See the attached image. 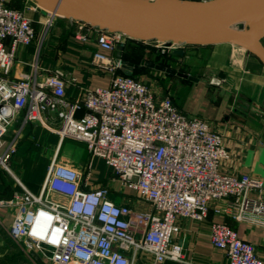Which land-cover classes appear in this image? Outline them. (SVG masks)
<instances>
[{
  "label": "built area",
  "instance_id": "1",
  "mask_svg": "<svg viewBox=\"0 0 264 264\" xmlns=\"http://www.w3.org/2000/svg\"><path fill=\"white\" fill-rule=\"evenodd\" d=\"M27 5L30 11L45 12L47 30L60 18L32 0ZM77 23L82 28L75 38H94L99 51L93 65L110 77V85L70 100L63 69L46 71L36 63L28 77L12 75L18 52L35 43L37 31L25 11L0 0V172L12 174L10 161L24 127L45 126L47 112L60 118L56 133L61 140L83 143L91 155L85 178L78 169L53 160L40 194L16 178L21 190L0 199V210L13 218L8 237L44 264H189L183 246L174 243L181 232L179 220L204 222L211 203L221 204L217 213L237 223L264 228L263 184L249 175L222 172L230 159L223 136L205 120L181 112L171 96L160 98L139 78L122 73L125 63L113 54L133 39ZM145 43L163 55L190 46ZM79 111H85L81 118ZM22 116V126L13 130ZM95 158L105 161L115 177L92 189L88 180ZM117 183L133 191L148 210L114 202L110 196ZM210 239L229 264H264L255 246L227 224L214 223Z\"/></svg>",
  "mask_w": 264,
  "mask_h": 264
},
{
  "label": "crops",
  "instance_id": "2",
  "mask_svg": "<svg viewBox=\"0 0 264 264\" xmlns=\"http://www.w3.org/2000/svg\"><path fill=\"white\" fill-rule=\"evenodd\" d=\"M12 2L14 0H10L11 7ZM20 2L22 8L19 10L25 11L34 21L37 39L34 44L18 52L12 71L14 77H28L36 63L46 71L63 69L69 81L66 95L70 100L83 99L87 90L109 87L110 77L93 65L94 53L99 51L94 38L87 42L75 38L82 28L78 21L60 17L47 30L43 25L45 12L30 11L28 0ZM145 45L149 47L151 43ZM151 52L146 53L144 58L148 60L145 62L155 63L158 61V51ZM247 52L231 44L191 45L186 49V55L178 58V61H189L205 55L206 65L199 68L197 73L176 71L198 81L170 76L148 67H143L146 70L137 78L148 84L158 97L171 96L181 112L205 120L223 136L230 154V159L221 167L223 173L249 175L261 181L264 187V65ZM123 53L121 60L124 62ZM113 56L117 59V51ZM84 114L85 111H79L77 118ZM44 118L45 126L30 123L24 127L17 152L10 161L12 174L0 172V199H10L21 190L16 178L32 193L40 194L53 160L78 169L85 178V168L91 160L86 145L69 139L61 140L56 133L61 127L56 112H47ZM22 124L23 116L13 130L20 129ZM9 176L13 179L9 180ZM114 177L113 170L105 161L95 158L92 176L88 180L89 188L107 185ZM110 197L117 204H129L141 211L149 208L135 197L133 191L122 189L119 183L112 186ZM221 208V204L211 203L209 215L202 223L179 220L181 232L174 243L183 246L186 261L189 264H229L226 253L214 248L211 243V227L217 223L235 229L241 240L255 246L257 255L264 262V228L245 222L237 223L218 214ZM0 219L5 227H10L13 222L6 209L0 210ZM35 261L40 263L37 257ZM166 264L181 263L169 261Z\"/></svg>",
  "mask_w": 264,
  "mask_h": 264
},
{
  "label": "water",
  "instance_id": "3",
  "mask_svg": "<svg viewBox=\"0 0 264 264\" xmlns=\"http://www.w3.org/2000/svg\"><path fill=\"white\" fill-rule=\"evenodd\" d=\"M37 4L60 17L123 33L135 41L231 44L247 50L264 65V0H32V5ZM130 43L117 48V60ZM148 48L157 52L153 46ZM173 54L185 56L183 50ZM143 67L190 78L145 61L140 66L125 63L123 73L133 76Z\"/></svg>",
  "mask_w": 264,
  "mask_h": 264
},
{
  "label": "rangeland",
  "instance_id": "4",
  "mask_svg": "<svg viewBox=\"0 0 264 264\" xmlns=\"http://www.w3.org/2000/svg\"><path fill=\"white\" fill-rule=\"evenodd\" d=\"M159 59L160 58H158V60ZM145 60L148 59L144 58V61ZM206 62H207V56L205 57L204 55V57L203 56L197 57L196 59H192L189 61L188 60H181L178 62L174 61L171 62L169 65L171 68H174L178 71L197 73V70L199 68H203L206 65ZM102 170H104L103 167ZM12 179H13L12 176H9V180ZM7 228L8 227H5L4 222L0 223V264H38L32 255H29L24 252V250L22 249L23 246H19L13 241H11L6 231ZM39 264H44V263L40 262Z\"/></svg>",
  "mask_w": 264,
  "mask_h": 264
},
{
  "label": "trees",
  "instance_id": "5",
  "mask_svg": "<svg viewBox=\"0 0 264 264\" xmlns=\"http://www.w3.org/2000/svg\"><path fill=\"white\" fill-rule=\"evenodd\" d=\"M25 1L26 0H24V2ZM12 3H13L12 7L16 8V9L22 8V6L20 5L21 4L20 0H14V2H12ZM146 53H152L151 50L148 48V45H145V42L133 40L131 42V44L129 45V48L124 50L123 59H124L125 63H129V64H132L134 66H140L142 64V62H144V57H145ZM185 55H186V53H185ZM157 56L160 59L158 61H155V64L176 70L174 68H171L169 64L171 62H174V61L178 62V58H180L179 56L177 57L173 53L163 55L159 51H158ZM145 70L146 69H144V68L143 69H136L134 74H133V77L137 78L138 77L137 75L142 73ZM2 171H4V170H2ZM3 191H4V189H3Z\"/></svg>",
  "mask_w": 264,
  "mask_h": 264
}]
</instances>
